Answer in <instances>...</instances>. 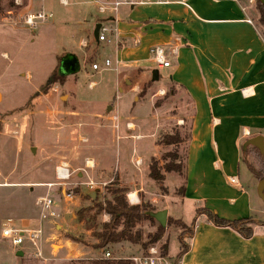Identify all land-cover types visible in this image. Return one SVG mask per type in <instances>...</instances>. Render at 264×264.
<instances>
[{"label":"rangeland","instance_id":"obj_1","mask_svg":"<svg viewBox=\"0 0 264 264\" xmlns=\"http://www.w3.org/2000/svg\"><path fill=\"white\" fill-rule=\"evenodd\" d=\"M237 1L264 37L255 0ZM41 7L53 14L51 22L35 31L24 27V14ZM68 9L59 0H0V264H18L13 254L19 250L25 251V264H60L43 261L47 258L43 251L58 249L53 235L60 228L55 226L61 225L64 218L72 222L70 212L76 216L78 206L70 212L68 208L64 210L66 206L76 198L81 203L79 208L92 206L109 198L108 190L121 186L127 188L129 205L130 192L137 190L139 202L166 211V223L168 218L178 219L188 226L194 217L191 208L181 202L183 156L191 120L189 99L164 80L162 71L155 82L150 76L130 79L128 87L138 86L130 95L125 93L126 82L115 85L110 71H82L80 85L76 76L59 78L57 56L76 47L80 38L87 40L84 32L77 33L63 25ZM88 41L91 44L92 37ZM94 63L92 58L85 62L89 67ZM101 79L104 83L89 88L90 82ZM116 119L120 120L119 127ZM126 123L134 126L129 134L124 131ZM135 136H145L137 148L132 142ZM242 159L239 181L257 209V181L247 166L258 169L259 163L251 150ZM91 161L88 166L92 167H87ZM60 164L67 165L70 172L66 185L60 188L71 193L72 199L56 194L58 189L51 192L56 217L40 222L39 200L46 194L43 185L55 181L54 171ZM151 164L161 171L163 181L159 184L148 175ZM167 166L174 171H164ZM89 182L94 183L93 189L86 186ZM261 210L258 223L264 224V203ZM29 214L32 223L18 225L20 217ZM102 218L103 215L98 220ZM7 220L19 229H41L37 246L42 259L34 256L33 244L26 241L13 247L1 237ZM140 229L145 240L155 226L143 222ZM179 235L186 236V232L176 225L165 226L163 237L153 248L173 258ZM28 244L33 251H27ZM136 250L137 246L130 253Z\"/></svg>","mask_w":264,"mask_h":264},{"label":"crops","instance_id":"obj_2","mask_svg":"<svg viewBox=\"0 0 264 264\" xmlns=\"http://www.w3.org/2000/svg\"><path fill=\"white\" fill-rule=\"evenodd\" d=\"M151 1L121 6L116 22L109 16L101 18L86 0H66V6L60 4L69 7L63 25L77 33L84 32L87 40L80 38L76 47L57 56V69L64 56L73 55L79 62V72L70 76H76L79 85L82 71L85 74L110 71L114 73L115 85L126 82V95L138 87L134 84L128 87L133 77L150 76L151 80L152 71L157 70L159 80V72H165L164 80L180 89L191 103L181 202L194 213L191 220H194L193 236L184 239L189 250L176 258L178 245L174 257L168 258L184 264H264L263 226L252 225L253 235L243 239L229 228L212 225L205 215L196 214L197 209L206 208L220 219L234 221L250 217L259 220L262 213V201L258 198L260 203L254 209L249 192L239 181V165L242 152L253 148L242 150V145L250 138L264 136V37L237 0ZM97 20L106 22L111 28L106 41L95 42L92 37ZM89 36L92 37L91 44ZM154 45L163 47L169 67L158 68L153 64L149 49ZM89 58L95 61L94 64L99 61L100 67L105 60H110L111 68L93 71L85 64ZM102 83L103 79L90 82L89 88ZM107 111H110L109 107ZM119 122L118 119V127ZM133 130L131 123L124 125L125 133ZM133 138L137 148L145 136ZM120 188L127 191L125 187ZM136 192L129 194L131 205L140 203ZM59 195L66 200L72 199ZM80 204L76 198L64 209L70 212L78 206L76 216L70 212L72 222L64 218L61 225L55 226L60 228L53 235L58 249L44 250L47 258L43 261L64 264L104 258L106 253L110 259H128L141 254L137 250L130 253L136 246L128 244L105 250L93 248L97 241L77 217V212L85 208H79ZM158 211L154 209V212ZM31 216L20 217L18 225H30ZM98 218L96 223L108 221L105 215ZM79 236H84L83 240H73ZM27 251H33L30 244ZM17 252L22 256H16ZM17 252L13 254L17 263L25 264V251ZM127 252L130 255L123 257Z\"/></svg>","mask_w":264,"mask_h":264},{"label":"trees","instance_id":"obj_3","mask_svg":"<svg viewBox=\"0 0 264 264\" xmlns=\"http://www.w3.org/2000/svg\"><path fill=\"white\" fill-rule=\"evenodd\" d=\"M255 5L259 14V24L264 28V6L255 0ZM251 151L255 152V159L259 163L258 169H252L247 166V171L256 179L264 178V154H260L255 148L247 149L242 152L241 159L244 155ZM242 159V161H243ZM164 171H174L172 166H167ZM149 177L152 181L159 184L163 181V176L159 168L155 164L149 167ZM183 183H184V162H183ZM126 190L123 188H115L108 190L109 198L103 199L101 202H95L91 207L82 208L77 212V217L86 230L91 231L97 243L93 246L95 249L105 250L108 247L120 244H128L137 246L141 254H146L147 251L153 247L154 244L159 242L165 233V228L160 227L154 219L149 216V213L154 212V209L145 203H138L137 205H129L126 199ZM184 186H182V192ZM196 214H203L207 220L216 227L229 228L235 231L241 238L249 239L253 235L251 229L252 225L259 224L256 218L252 217L243 220L227 221L218 218L206 208L197 209ZM105 215L108 221L105 223H96L97 217ZM148 222L150 225L155 226V231L148 234L145 240L142 239L140 224ZM264 223V222H263ZM176 225L180 227L186 236H178V252L176 258H180L189 250V245L184 241L185 237L191 239L193 236L194 220L188 226H185L179 220L167 219L166 226ZM264 227V224H259ZM166 246L163 247L165 249ZM163 252L161 255L166 256ZM70 264H131L127 259H104L99 258L90 261H72Z\"/></svg>","mask_w":264,"mask_h":264},{"label":"built area","instance_id":"obj_4","mask_svg":"<svg viewBox=\"0 0 264 264\" xmlns=\"http://www.w3.org/2000/svg\"><path fill=\"white\" fill-rule=\"evenodd\" d=\"M87 3L93 5L97 11V14L102 17H110L113 22H116V15L119 8L123 5H138L144 3H151V0H86ZM160 1V0H158ZM63 6L67 5L66 0H59ZM53 15L50 12L45 11L42 7L36 11H29L24 14L22 18V25L31 31L37 30L40 26L50 22ZM96 23L100 24L98 30V42L107 40V34L111 32V28L106 22L97 20ZM149 56L153 64L158 68H167L170 62L166 59V55L162 46L154 45L149 49ZM111 61L105 60L103 66L100 67L98 64L91 65L93 71L100 69L111 68ZM88 163H86L87 167ZM70 178L69 168L65 164H60L54 171V182L43 185L46 188V194L40 198V213L39 221H46L50 218L56 217L55 202L51 198V192L56 191V194H62L64 197L70 198L71 193H66L64 188H60L66 185V182ZM90 189H93L94 183L89 182L86 184ZM59 187V188H58ZM1 237L8 240L13 247L22 245L25 241L33 244L36 247L35 257L42 259L41 251L37 246V241L41 237V229L31 230L27 227L19 229L15 227L11 220H7L1 229ZM104 259H110V255L106 253ZM131 264H184L181 261L171 260L166 256L161 255L155 248L151 247L146 254H139L132 256L127 259Z\"/></svg>","mask_w":264,"mask_h":264},{"label":"water","instance_id":"obj_5","mask_svg":"<svg viewBox=\"0 0 264 264\" xmlns=\"http://www.w3.org/2000/svg\"><path fill=\"white\" fill-rule=\"evenodd\" d=\"M260 4L264 6V0H257ZM100 24L96 23L92 32V37L95 42L98 41V30ZM79 72V62L73 55H66L59 62L57 69V76L60 78L74 75ZM158 80V71L153 70L151 73V81L155 82ZM247 147H253L259 151L260 154H264V136H256L248 139L243 145L242 150H245ZM256 194L258 198L264 203V178L259 180L256 185ZM149 216L155 220V222L162 228L166 226V211L151 212ZM16 256L21 257L22 253L17 252Z\"/></svg>","mask_w":264,"mask_h":264},{"label":"bare ground","instance_id":"obj_6","mask_svg":"<svg viewBox=\"0 0 264 264\" xmlns=\"http://www.w3.org/2000/svg\"><path fill=\"white\" fill-rule=\"evenodd\" d=\"M130 197H131V195H130Z\"/></svg>","mask_w":264,"mask_h":264}]
</instances>
